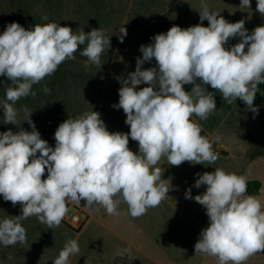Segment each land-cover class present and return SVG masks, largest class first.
<instances>
[{"label":"clouds","instance_id":"clouds-1","mask_svg":"<svg viewBox=\"0 0 264 264\" xmlns=\"http://www.w3.org/2000/svg\"><path fill=\"white\" fill-rule=\"evenodd\" d=\"M199 7L197 25H173L155 35L151 44L140 46L142 57L123 80L118 104L112 105L125 113L128 133L109 132L99 112H85L59 124L54 147L41 138L31 120L33 112L14 105L29 94L35 96L33 85L75 59L81 45L86 44L80 53L87 58L85 70L90 64L101 66L110 39L100 28L77 34L55 22L29 29L18 22L6 26L0 34V76L14 86L5 89L6 99L0 101L3 123L16 125L22 111L31 131L0 133V196L13 206L19 203L22 212L0 221V244L26 243L21 221L32 216L49 229L59 227L69 211L68 202L80 205L83 200L86 208L102 207L109 215H119L125 204L128 214L139 218L168 197L171 185L157 167L162 159L177 167L184 162L213 165L219 158L213 145L221 136L202 135L200 124L192 119L207 120L217 110L206 85L228 104L239 99L258 115L254 100L258 86L264 84V25L249 33L243 19L230 23L205 0ZM240 8L250 9L251 0H240ZM256 10L264 17V0H256ZM205 20L208 26H203ZM119 33L123 43L127 29L122 27ZM236 37L239 43L226 48ZM153 58L156 66L142 69ZM141 84L148 86L138 90ZM184 85L193 87L188 92ZM43 91L50 89L45 86ZM129 137L138 142V154L128 147ZM196 175L194 187L206 190L193 197L188 189L185 197L206 209L209 222L194 245L196 255L214 257L219 264H246L264 253V203L248 194L247 177L220 167ZM79 251L78 241L68 239L53 264H69V257ZM116 255L132 260L131 248Z\"/></svg>","mask_w":264,"mask_h":264},{"label":"crops","instance_id":"crops-1","mask_svg":"<svg viewBox=\"0 0 264 264\" xmlns=\"http://www.w3.org/2000/svg\"><path fill=\"white\" fill-rule=\"evenodd\" d=\"M205 2L230 23L243 19L249 33L264 25V17L256 10V0H251L250 9L240 8V0ZM200 3L201 0H0V34L12 22L25 29L55 22L71 27L77 34L81 29L87 33L100 28L110 39V48L101 55V66L90 64L85 70L87 58L80 53L86 44L81 45L75 59L66 60L54 74L33 85L36 95L21 98L14 107L17 110L27 107L33 112L31 120L41 138L52 147L59 124L85 112H99L109 132L128 133L130 126L125 124V113L112 105L118 104L123 80L135 71L137 57H142L140 46L151 44L155 35L166 33L177 22L200 19ZM43 16L48 20H42ZM122 27L127 29L123 43L119 39ZM239 41V37L230 39L225 47L230 49ZM154 66L153 58L142 69ZM8 86L14 85L7 77L0 76V101L6 99ZM45 86L50 89L48 93L43 91ZM146 86L137 87L139 90ZM205 87L214 94L217 110L207 120L195 116L192 119L209 138L214 132L220 134L221 141L213 146L227 152L225 155L219 154L211 166L184 162L177 167L162 159L157 167L161 168L162 179L171 185L168 197L139 218H132L125 204H121L119 215H109L102 207L86 208L82 200L80 205L73 202L67 205L66 216L74 211L72 214L78 213L82 220L77 230L66 222V217L59 227L51 229L36 216L22 220L26 243L8 247L0 244V264H53L68 239H76L80 248L78 254L69 257V264H219L214 257L195 253L194 245L209 222L206 209L194 199H187L185 192L191 189L193 197L203 193L205 186L194 187L196 174L220 167L246 176L247 182H259L255 196L264 203V156L248 158V154L263 150L264 104L255 98L254 106L259 109L256 115L241 100L228 104L210 85ZM23 121L21 111L16 125L4 124L0 108V133L16 132L20 128L31 131L30 125ZM128 147L138 154V142L130 137ZM21 214L19 203L13 206L0 196V221ZM124 248H131L132 260L117 257V251ZM246 264H264V253L250 257Z\"/></svg>","mask_w":264,"mask_h":264},{"label":"trees","instance_id":"trees-1","mask_svg":"<svg viewBox=\"0 0 264 264\" xmlns=\"http://www.w3.org/2000/svg\"><path fill=\"white\" fill-rule=\"evenodd\" d=\"M198 23H200V19L190 21V22H177L175 25L180 26L181 28H187L189 26H195ZM203 26H208V24L205 21H203ZM197 83H199V81H197ZM192 87H193L192 85H184L185 91H188V92L191 91ZM258 87H259L260 91L257 92L256 99L260 103L264 104V94H262V93H264V84H260ZM202 135L207 136L203 131H202ZM213 148H214V151H216L217 153H219L221 155H225L227 153L224 151L216 150L214 146H213ZM257 156H264V152H252V153L248 154L249 159H253ZM247 183H248V194L254 195V196L257 195L259 187H260V183L256 182V181H248Z\"/></svg>","mask_w":264,"mask_h":264},{"label":"built area","instance_id":"built-area-1","mask_svg":"<svg viewBox=\"0 0 264 264\" xmlns=\"http://www.w3.org/2000/svg\"><path fill=\"white\" fill-rule=\"evenodd\" d=\"M67 220L66 222L72 226L74 229H79L82 225V220L80 219V216L78 213L72 214L70 217L69 215L66 216Z\"/></svg>","mask_w":264,"mask_h":264},{"label":"rangeland","instance_id":"rangeland-1","mask_svg":"<svg viewBox=\"0 0 264 264\" xmlns=\"http://www.w3.org/2000/svg\"><path fill=\"white\" fill-rule=\"evenodd\" d=\"M263 142H264V141H263ZM262 146H263V147H262V149H263L262 152H264V144H262ZM73 212H74V211H72V212L69 213V217L72 215Z\"/></svg>","mask_w":264,"mask_h":264}]
</instances>
